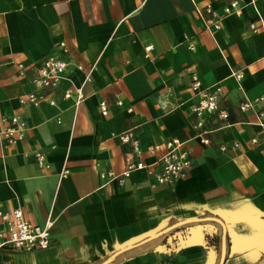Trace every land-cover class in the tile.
<instances>
[{
	"label": "crops",
	"instance_id": "0c3cea01",
	"mask_svg": "<svg viewBox=\"0 0 264 264\" xmlns=\"http://www.w3.org/2000/svg\"><path fill=\"white\" fill-rule=\"evenodd\" d=\"M229 1L0 0V209L21 207L36 225L54 219L48 248L4 249L0 264H111L187 224L165 245L117 264H264V146L251 144L260 135L254 111L239 109L251 101L264 112V0H242L223 15ZM207 6L222 16L220 28L206 25ZM60 42L69 65L49 96L55 104H20L33 67L62 57ZM216 85L229 117L206 115L197 130L192 107ZM69 86L83 91L77 106L63 97ZM13 116L26 130L8 145L3 119ZM125 131L139 141L135 158L148 165L156 162L154 145L180 140L189 176L159 185L143 169L122 185L110 181L107 174H120L134 156L131 143L114 137ZM36 150L45 155L42 167ZM201 222L219 224V252L207 242L215 228Z\"/></svg>",
	"mask_w": 264,
	"mask_h": 264
},
{
	"label": "built area",
	"instance_id": "2783aa9c",
	"mask_svg": "<svg viewBox=\"0 0 264 264\" xmlns=\"http://www.w3.org/2000/svg\"><path fill=\"white\" fill-rule=\"evenodd\" d=\"M242 0H230L223 10V15H229L239 9ZM205 10L212 17L206 19L205 23L208 27L213 26L215 29L220 28L219 16L210 7H205ZM251 29L256 30L254 25H250ZM62 57L50 55L42 59L38 64L33 67V73L30 77L32 90L25 95L19 97V102L22 105H39L47 101L50 105H54L55 101L49 96L61 84L63 74L66 71L69 61L67 56L69 49L65 42L58 43ZM153 46L148 45L145 47L146 52H150ZM190 48H193L190 46ZM27 68L19 65L18 76L21 78L26 77ZM231 76L240 81L243 77L241 72L232 71ZM90 73L87 74L86 80H89ZM192 88L197 89L200 86L197 76L192 73ZM222 95V87L216 85L209 89H204L199 92V100L197 104L192 107V112L197 116V121L194 128L201 130L204 126V116H212L222 121H227L229 114L225 109L219 107V99ZM63 97L65 99L74 98L75 105L84 99V94L81 88L69 86L63 90ZM262 98L256 100L261 101ZM120 104V102H118ZM100 111L103 115H107L108 109L105 101L99 103ZM242 112L254 111L255 124L259 128V136H254L251 139V144L254 146H264V112L262 110H254V103L251 101H243L239 105ZM7 121L8 125L4 128L1 135L8 145H13L23 138L26 130V123L13 116L10 119H3ZM205 132H201V142L204 144L209 143V139L204 136ZM114 137L121 144L131 143L134 156L125 159V168L120 174L109 173L110 181L117 180L122 185L130 174L135 170H145L147 174L153 177L159 185H172L177 180L185 179L189 176L192 161L188 152L183 148V143L176 139L171 138L166 140L162 145H154L152 152L156 154V162L148 165L145 162L137 159L139 154V141L131 131H125L121 134L114 135ZM238 144L235 143V146ZM164 151H161V148ZM36 164L40 167L45 164V155L43 152L36 150L34 152ZM68 173L63 170L60 174L61 177ZM106 178V175H102ZM54 219L51 214L48 215L43 225H36L28 221L25 217L24 211L21 207H17L12 211H4L0 209V251L10 249L19 252H30L34 250H43L51 245L50 229L53 225Z\"/></svg>",
	"mask_w": 264,
	"mask_h": 264
},
{
	"label": "trees",
	"instance_id": "16d2710c",
	"mask_svg": "<svg viewBox=\"0 0 264 264\" xmlns=\"http://www.w3.org/2000/svg\"><path fill=\"white\" fill-rule=\"evenodd\" d=\"M200 224H204V225L211 224V225H213L216 232L213 233L212 236H209V235L207 236V242L210 246L214 247L215 250H217L219 252L220 246H221V230H220L219 224L214 223V222H201ZM190 225H192V224H187V225L178 227L177 229L172 230L171 232L167 233L166 235H163L162 237L157 238L151 244L142 245L138 248H134L132 250H129L125 254H123L120 258L114 260L111 264H117L123 260H127V259L132 258L134 256H137L139 254L152 251L161 245H165L166 240L169 237H171L172 235H175L177 233L185 231L186 228L189 227ZM226 246L228 248L227 240H226Z\"/></svg>",
	"mask_w": 264,
	"mask_h": 264
},
{
	"label": "water",
	"instance_id": "95a60500",
	"mask_svg": "<svg viewBox=\"0 0 264 264\" xmlns=\"http://www.w3.org/2000/svg\"><path fill=\"white\" fill-rule=\"evenodd\" d=\"M223 261H221V264H222Z\"/></svg>",
	"mask_w": 264,
	"mask_h": 264
}]
</instances>
